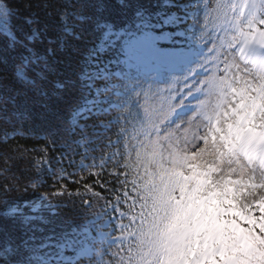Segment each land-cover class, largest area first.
Instances as JSON below:
<instances>
[{"label":"snow or ice","instance_id":"snow-or-ice-1","mask_svg":"<svg viewBox=\"0 0 264 264\" xmlns=\"http://www.w3.org/2000/svg\"><path fill=\"white\" fill-rule=\"evenodd\" d=\"M35 7L0 0L3 142L39 120L95 179L65 219L25 194L78 172L0 150V264H264V0Z\"/></svg>","mask_w":264,"mask_h":264},{"label":"trees","instance_id":"trees-1","mask_svg":"<svg viewBox=\"0 0 264 264\" xmlns=\"http://www.w3.org/2000/svg\"><path fill=\"white\" fill-rule=\"evenodd\" d=\"M10 4L13 6L19 8L21 12H25L28 9L25 8V5H32L31 10L37 11L38 9L35 7L37 4L41 3L42 0H7ZM0 39H3V37H0ZM15 123V122H14ZM30 124L35 125V131L31 135H15L12 136L7 140V143L5 144L3 142V133L7 131L8 133L13 132V126L11 124H5L3 120H0V150H4L8 147H14L16 145L23 146L28 149H46L47 150V159L49 161V164L47 165L48 169H51L52 171L57 169H66L67 172H78L77 175L72 176L71 178L63 179L59 183L55 184V187H53L54 180L51 174V171H45L43 179H44V185L40 187L35 193L32 192L31 189L25 194V198L27 199H34L38 195L42 194H51L52 192L57 191L59 189L60 184L66 185L68 191L70 193H73L72 197H69L67 194H65L62 197H57L56 199L61 202L62 207L57 209V214L60 217H63L65 219L72 218L76 211L74 210L72 200H75L77 204H79V197L75 195L77 190H79L81 193L84 192L83 184L88 183L92 184V181L95 179L93 176H89L86 171H79L78 170V161L81 157L80 154H76L74 156H69L65 159H60V153L64 151L63 148H61L59 145H52L50 143V140L47 138L46 133L43 131V125L39 120H36L34 122L30 121ZM17 127L19 125L17 124ZM82 150L77 149V153L81 152ZM94 155L99 156L100 153H95ZM43 152H33L31 153V157L40 158L43 157ZM69 159H72L75 161V163L69 167L68 161ZM87 164L91 163V160H86ZM23 167V165H21ZM84 177V180L81 181V177ZM73 181H80V183H76ZM23 183V181H22ZM96 192H100L102 195H107V193L104 192L102 188L99 186H95L93 188ZM11 196L17 195V193L13 192L10 193Z\"/></svg>","mask_w":264,"mask_h":264},{"label":"rangeland","instance_id":"rangeland-1","mask_svg":"<svg viewBox=\"0 0 264 264\" xmlns=\"http://www.w3.org/2000/svg\"><path fill=\"white\" fill-rule=\"evenodd\" d=\"M173 11H175V9H173ZM81 158H82V157H81ZM81 158L79 159V164H80V162H81ZM84 163L86 164V160L84 161ZM234 178H235V177H234ZM262 194H264V192H261V191L258 190V195H262ZM254 215L259 216V215H260L259 211H258V210H255V211H254Z\"/></svg>","mask_w":264,"mask_h":264}]
</instances>
